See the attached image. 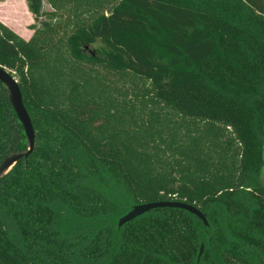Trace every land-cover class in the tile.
Segmentation results:
<instances>
[{
  "label": "trees",
  "instance_id": "trees-1",
  "mask_svg": "<svg viewBox=\"0 0 264 264\" xmlns=\"http://www.w3.org/2000/svg\"><path fill=\"white\" fill-rule=\"evenodd\" d=\"M196 1L25 0L30 40L0 22L36 134L0 180V264H264V0ZM27 149L0 82V166ZM158 202L208 225L113 222Z\"/></svg>",
  "mask_w": 264,
  "mask_h": 264
},
{
  "label": "water",
  "instance_id": "water-1",
  "mask_svg": "<svg viewBox=\"0 0 264 264\" xmlns=\"http://www.w3.org/2000/svg\"><path fill=\"white\" fill-rule=\"evenodd\" d=\"M0 82L3 83L8 91L9 101L16 112L20 124L25 130V134L28 142V149L26 152L13 154L7 157L0 166V180H2L13 168L14 166L23 158H28L35 149L36 134L33 128V124L30 115L24 105L23 96L19 88L18 81L14 76H12L6 69L0 66ZM159 208H170V209H180L190 214L198 217L207 226L208 221L206 216L195 206L182 202H158L149 203L143 205H136L133 209L124 215L119 222V227L136 220L139 217L144 216L149 211ZM202 253V249H201Z\"/></svg>",
  "mask_w": 264,
  "mask_h": 264
},
{
  "label": "rangeland",
  "instance_id": "rangeland-1",
  "mask_svg": "<svg viewBox=\"0 0 264 264\" xmlns=\"http://www.w3.org/2000/svg\"><path fill=\"white\" fill-rule=\"evenodd\" d=\"M191 2L197 7H200L199 3L196 0H191ZM43 11L45 12L51 11V7L45 1L43 4ZM0 13L6 16L5 19L10 24L11 22H15L17 24L18 29L21 31L31 30L30 27L33 25L37 27H40L41 25L40 23H36L35 21H33L32 25L30 26L28 25L27 13L20 0H0ZM44 20L45 18H42L39 22ZM242 25L245 28L256 32V28L252 25L250 21H245V22L242 21ZM262 182L264 184V170L262 172ZM96 186L101 192H103L105 195L112 198L116 203H118L120 207H123L125 205L127 200L126 195L119 188H110V186L107 185L106 183L100 184L98 182ZM130 211L129 208L128 209L122 208L118 212L117 217L113 218V222L116 225H119L120 219ZM201 249H202L201 254H203L206 250V246L204 243L201 245ZM216 262L217 264H222L219 261V259H217Z\"/></svg>",
  "mask_w": 264,
  "mask_h": 264
},
{
  "label": "crops",
  "instance_id": "crops-1",
  "mask_svg": "<svg viewBox=\"0 0 264 264\" xmlns=\"http://www.w3.org/2000/svg\"><path fill=\"white\" fill-rule=\"evenodd\" d=\"M26 13H27V18H28V25H32L33 23V17L31 15V13L28 11L27 9V5L25 0H20ZM6 16L3 15L2 13H0V22H2L4 25H6L7 27H10L13 31H15L19 36H21L23 39L25 40H30L32 35H33V31L32 30H26V31H21L18 29L17 24L15 22H11V24L9 22L6 21Z\"/></svg>",
  "mask_w": 264,
  "mask_h": 264
}]
</instances>
